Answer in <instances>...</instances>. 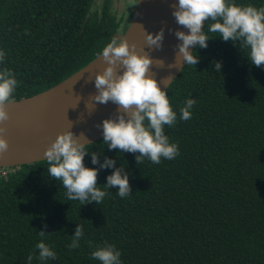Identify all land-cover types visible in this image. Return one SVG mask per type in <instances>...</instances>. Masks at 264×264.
<instances>
[{
	"label": "trees",
	"instance_id": "obj_1",
	"mask_svg": "<svg viewBox=\"0 0 264 264\" xmlns=\"http://www.w3.org/2000/svg\"><path fill=\"white\" fill-rule=\"evenodd\" d=\"M94 1L0 0V69L18 81L10 101L60 84L125 35L137 1L117 12L103 0L91 12ZM230 2L264 7V0ZM208 35V47L193 51L198 64H185L165 90L177 121L164 130L179 155L137 164L139 153L109 150L103 138L87 145L101 164L107 157L123 166L132 189L121 198L118 188H103L115 169L101 168L97 183L108 194L100 204L68 200L46 160L0 177V264H29L30 254L31 264H101L92 252L106 244L121 264H264V67L249 62L239 41ZM189 98L196 104L184 121ZM84 164L100 167L91 154ZM78 224L84 236L70 249ZM41 240L55 259H38Z\"/></svg>",
	"mask_w": 264,
	"mask_h": 264
},
{
	"label": "clouds",
	"instance_id": "obj_2",
	"mask_svg": "<svg viewBox=\"0 0 264 264\" xmlns=\"http://www.w3.org/2000/svg\"><path fill=\"white\" fill-rule=\"evenodd\" d=\"M173 7L176 9L173 11L176 22L189 30L188 34L184 31L175 32L176 37L182 41L176 46V61L182 57L186 65H197L199 56L193 55L189 49L193 46L206 49L210 40L208 33H219L220 39L225 42L235 44L239 41L241 47L248 50L247 59L253 66L264 67V7L237 5L230 0H178V7ZM205 22H208L207 32L204 31ZM144 33L145 43L149 48H162L163 29L159 34H148L145 30ZM136 48L137 46L130 44L127 39L114 36L98 53L99 58L102 57L108 67L103 73L95 75L98 95L94 96L93 100L100 104L111 101L118 105V111L121 113L115 119L103 121V143L108 145L107 149L139 153L136 155L137 164L142 163L144 158L154 164H160L162 158L174 160L179 155L178 144L170 143L164 130L165 126H174L177 114L170 104L167 92L149 75L154 62L161 67L164 62L153 61L144 49H141V52L145 54L141 55ZM5 57L6 53L0 51V64L4 62ZM176 61L169 67L180 69ZM214 63L215 70L219 72L222 65L219 62ZM118 67L122 74L117 72ZM172 80L173 77L169 76L163 83L167 85ZM17 87L18 81L13 72L6 67L0 69V159L4 158L10 147L6 139L8 129L4 125L10 120L7 108L11 105L10 98ZM195 104L196 100L192 98L185 101V105L180 109L182 120L191 119V109ZM87 145L89 143L83 134L76 137L68 131L58 135L44 152L49 165V177L61 182L62 187L66 189L67 199L86 205L93 202L102 203L108 193L97 183L101 168L115 169L107 177V185L103 188L115 187L118 188L117 194L121 198L129 196L132 189L125 168H116V161L107 157L101 164L96 152L86 150ZM89 154L92 164L100 165L99 168L85 167L84 159ZM39 235L44 237L46 233L40 231ZM83 236V225L78 224L69 248H79ZM89 244L91 246V242ZM36 248L39 250V260L56 258V252L43 240ZM120 257L121 253L114 245L106 244L92 252V258L101 264H121ZM27 259L31 264L33 256L30 254Z\"/></svg>",
	"mask_w": 264,
	"mask_h": 264
},
{
	"label": "water",
	"instance_id": "obj_3",
	"mask_svg": "<svg viewBox=\"0 0 264 264\" xmlns=\"http://www.w3.org/2000/svg\"><path fill=\"white\" fill-rule=\"evenodd\" d=\"M141 1L137 0L131 24L121 39L125 38L130 44H135L137 52L141 55L145 54L141 52V49H144L153 61L164 62L163 67L154 62L149 75L153 76L161 89L165 91L186 64L182 57L176 61L178 51L176 46L182 41L176 37L175 32L184 31L188 34L189 30L180 26L173 16V11L176 10L173 5L178 7V0H149L143 21L136 27L137 29L131 31ZM162 29L164 30L162 48L157 49L154 46L149 48L145 43L144 30L148 34H159ZM195 47H191L189 51L193 53ZM99 59L97 57L85 68L44 92L25 99L10 101L11 105L7 108L10 120L4 125L8 129L6 139L10 147L4 158L0 159V167L22 166L45 161L44 152L50 144L58 135L68 131L74 133L76 137L83 134L89 145L103 138V121L115 119L121 113L118 111V105L111 101L100 104L93 100V97L98 95L95 79L80 92L65 94L59 90L61 86ZM175 61L181 67L180 69L169 67ZM117 72L122 74L119 67ZM169 76H172L173 80L166 85L163 81ZM125 116L127 118V114Z\"/></svg>",
	"mask_w": 264,
	"mask_h": 264
},
{
	"label": "bare ground",
	"instance_id": "obj_4",
	"mask_svg": "<svg viewBox=\"0 0 264 264\" xmlns=\"http://www.w3.org/2000/svg\"><path fill=\"white\" fill-rule=\"evenodd\" d=\"M149 0H142L141 5L137 11L135 22L131 31L137 29L136 27L143 21L144 13L147 8ZM108 65L101 57L89 68L73 77L70 81L59 88L60 92L68 94L70 92H80L88 83L95 79V75L103 73Z\"/></svg>",
	"mask_w": 264,
	"mask_h": 264
},
{
	"label": "rangeland",
	"instance_id": "obj_5",
	"mask_svg": "<svg viewBox=\"0 0 264 264\" xmlns=\"http://www.w3.org/2000/svg\"><path fill=\"white\" fill-rule=\"evenodd\" d=\"M125 0H112L113 8L117 12H121L123 9V4ZM137 0H130V3L135 4ZM103 0H95L94 4L91 9H94V11L99 10L101 8ZM91 11V12H94Z\"/></svg>",
	"mask_w": 264,
	"mask_h": 264
},
{
	"label": "built area",
	"instance_id": "obj_6",
	"mask_svg": "<svg viewBox=\"0 0 264 264\" xmlns=\"http://www.w3.org/2000/svg\"><path fill=\"white\" fill-rule=\"evenodd\" d=\"M19 166L0 167V177H8L16 172Z\"/></svg>",
	"mask_w": 264,
	"mask_h": 264
}]
</instances>
